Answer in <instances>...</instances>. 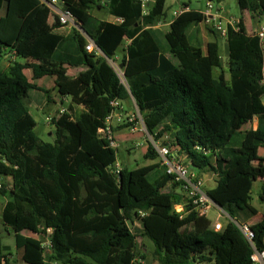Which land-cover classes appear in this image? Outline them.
<instances>
[{
	"label": "trees",
	"instance_id": "trees-1",
	"mask_svg": "<svg viewBox=\"0 0 264 264\" xmlns=\"http://www.w3.org/2000/svg\"><path fill=\"white\" fill-rule=\"evenodd\" d=\"M147 1L144 14L143 0H109V13L123 20L109 22L92 14L103 7L98 0H64L78 24L65 36L54 23L44 27L49 8L42 0H0V61L12 55L8 66H0V194L7 198L2 223L13 230L24 264H142L149 250L139 254V237L152 243L159 264H253V248L232 221L215 231L194 210L180 218L174 207L184 195L170 186L160 162L112 171L118 150L98 130L112 101L132 98L149 134L171 137L198 176H217L207 194L229 218L257 217L251 191L258 179L264 201V157L257 154L264 149V52L258 35L249 34L242 19L228 25L224 71L218 41L203 47L189 32L204 23L203 11L184 10L161 32L156 25L167 20L166 0ZM237 2L254 20L264 15V0ZM88 38L104 56L86 50ZM125 39L130 44L121 61L128 88L109 63ZM67 67L84 70L71 76ZM45 77L54 78L59 95L84 108L52 117L54 143L37 134L28 105L31 90L52 92L37 83ZM255 117L257 127H248ZM144 158L159 156L149 145ZM186 225L192 230L183 233ZM250 226L256 248L264 249V217ZM48 229L53 252L46 258L40 237ZM11 255L0 237V264H18Z\"/></svg>",
	"mask_w": 264,
	"mask_h": 264
},
{
	"label": "rangeland",
	"instance_id": "rangeland-1",
	"mask_svg": "<svg viewBox=\"0 0 264 264\" xmlns=\"http://www.w3.org/2000/svg\"><path fill=\"white\" fill-rule=\"evenodd\" d=\"M108 1L109 0H98L99 4L102 5L103 7L94 8L92 11L94 16L98 17L99 19H103V20H112L113 19L112 16L110 15L109 11H108ZM206 2H207V0H167L166 11L170 15L172 10L180 8V5L182 6L184 3H189V5L191 6V8L193 10H198V11L203 10V9L205 10L206 9ZM213 5H214V9H213L214 12L216 10H218L219 8H223V9H225L224 12L231 14L232 17H238V18L243 17V13L241 12V9L239 7L237 0H224L220 3H213ZM48 10H49V12L45 18L44 27L48 30V29H50L51 25L54 23L53 29H57V30L61 29V31H63L64 27L61 28L62 26H60L58 24V19H57L58 13L52 8H49ZM244 17L247 20L249 19V17H247V16H244ZM56 19H57V21H55ZM254 21H256V20H254ZM200 26L201 27H198L199 28L198 31H197V28H195L197 26H193L192 31H191V29L189 31L192 34L191 35L192 38H194L193 43H196L195 38L196 39H197V37L199 38L200 31H202L201 29H203V31L207 35H209V38H211L213 35V33L208 29V27L213 28V24L209 25L207 23H202ZM66 28L69 30H72L71 26H67ZM157 29L160 30L161 32H165L168 29V26L165 25V22H162V24L160 26H158ZM197 32H198V34H197ZM202 44L204 47H206V41H204V43H202ZM220 45H221V47H223L222 43H220ZM124 47H125V44L123 45V48ZM221 52H222V50H221ZM123 53H124V51L122 49H119L118 55H117L118 57L115 58L116 62L119 64H121ZM11 59H12V55H7V57L3 58L0 61V66L5 68L6 66H8L9 60H11ZM225 62H226V59H224V63ZM224 66H225V70H227V67L225 64H224ZM67 70L71 74H73V73L78 71V68H69L68 67ZM26 74L29 78H31V72L30 71L27 70ZM37 83L39 85L43 86L45 89L52 90V92L50 94H52L51 96H52L53 100H52V102L48 103L49 106L45 107V109L42 110L41 106H43L45 104V102L47 101V93H45L43 91H38V90H31V93H30L31 96H30L28 105H29L31 113L35 116V118L37 120V127H36L37 134L44 141L54 143L56 137L54 134V126L52 125L51 121H52V117L56 114V111H60L61 109H64V111H68V112L72 111V114H75V113H78L79 110L74 109L73 107L70 110V105L72 104V102L67 101V98L65 99V97L59 95L58 91L55 89L54 78L45 77V78L37 81ZM36 97H38L40 99L42 104H36L34 102L33 99H35ZM61 100H63V102ZM55 102H57V103H55ZM123 106H124L126 111L129 109L132 111V106H131L129 100H124ZM132 112H135V113L140 112L136 104L134 105V110ZM47 116L50 117L49 120L47 119ZM252 126H254V122L252 124L248 125V127H252ZM129 129H130V127L125 123H119L115 127V132H117L116 133V140L119 144V148H118V152H117V157H118L117 160H118V163L120 164V166L121 167L128 166L130 169H133V168L137 167L138 165L143 166L149 162L154 161V160H146L144 158V154L147 151V147H148L146 144V141H148V139H149V133H147V131H145V130L141 131L140 127H138V130H136L135 132H130ZM242 137H243L242 133L237 134L234 137V142L235 143L239 142L242 139ZM128 151H129V153H128ZM257 154H258V158L262 157L264 155V149L260 148L258 150ZM255 163H257V162L255 161ZM201 174L203 176L201 175L200 178L203 179V182H204L203 189L205 191H207V189H209L211 187H215L216 182H215V177H214L215 174L214 173L204 172ZM8 181L10 183L11 179H8ZM262 184H263V182L260 179L256 180L253 183V188L251 191V197H252L251 204L258 209V216L255 219L250 220V222H254V221L256 222L257 220L259 221L264 217V201H262L260 199V195H259L260 191H261ZM6 201H7V198L0 194V237H1V242L5 246H8L10 248V251L12 253V255L10 256V259H14V258L19 259L18 264H24L20 260V255L16 252V249H15V237H14L13 230L10 227H6L2 223V212H3V208H4ZM218 214L219 213H218V210H216V207H213L209 211L208 216L211 219L215 220L218 217ZM236 220L239 221L240 223H245L248 220V218L243 216V215H238ZM224 221H226V219L224 217H223V219L220 218V223L222 224V230L225 228ZM254 224L255 223H250L249 225H254ZM133 226L138 227L139 224L136 223ZM191 230H192L191 226H186V227L182 228L183 233L190 232ZM25 234L31 235L29 232H25ZM137 243H138V247H139V250H138L139 254L141 253L143 247H145L149 250V253L147 254V258H145L146 260L143 259L144 263L148 264L150 261L153 263L154 260H153L152 254H151V251L153 250L152 243L148 239L143 238V237H139L137 240Z\"/></svg>",
	"mask_w": 264,
	"mask_h": 264
},
{
	"label": "built area",
	"instance_id": "built-area-1",
	"mask_svg": "<svg viewBox=\"0 0 264 264\" xmlns=\"http://www.w3.org/2000/svg\"><path fill=\"white\" fill-rule=\"evenodd\" d=\"M42 2L50 7L58 8V18L59 23L62 27H76L78 28L77 20L74 14L64 7V0H42ZM148 1L143 0V13H148L147 8ZM214 5L213 2H207L206 9L203 10V14L205 15L204 23L209 25L213 24V30L215 33L222 39H227V27L229 24L236 25L238 23L237 20L231 18L226 24L217 21L218 17L213 11ZM223 9V8H222ZM215 13V14H213ZM121 18H116V22H122ZM162 22H159L156 27L160 26ZM256 34L259 37L260 45L264 52V24L260 26L257 30ZM86 50L88 52L94 53L97 56H104L101 49L97 46L93 39L88 38V43L86 45ZM109 63L117 72L121 82L128 88L124 71L120 68V64L116 62V60H109ZM262 84L264 85V76L262 79ZM262 103L264 105V95L262 97ZM113 106L112 112L106 118V122L104 127L99 128L98 134L101 138L105 139L109 147L113 149L119 148V144L116 140L115 135V127L117 123H125L129 124L130 132H135L140 127L141 131L146 130L144 125L142 115L140 112H131L124 113L122 104L120 100H114L111 102ZM64 112V109L59 111L60 114ZM50 124V123H49ZM148 133V131H147ZM156 135L149 134V139L146 141L147 146H152L159 156V161L162 165L166 166L167 173L171 176L170 186H176L178 191L184 195V203H180L175 205L174 209L177 214H179L180 218H183L189 211L194 210L198 212L200 215H206L213 207H218L213 203L210 197L207 194V191L203 189L204 182L203 179L195 173L189 164L188 157L186 153H179L177 149L172 147L173 141L171 137L165 135L160 139H156ZM121 170L120 165L117 163L112 167V171L118 174ZM7 178L6 181L9 183ZM11 185V181L9 183ZM3 185V180L0 178V187ZM186 205L190 206V210L186 208ZM141 215L144 216V213L141 212ZM231 219V218H230ZM231 221L241 230L247 241L251 244L253 248V254L251 256L253 264H264V249L258 250L254 244L255 233L252 230L251 226L248 223H240L239 221L231 219ZM215 231L222 230V224L220 222L212 225ZM51 234V230L48 229V235L40 237L41 246L43 248L44 255L50 257L52 255L53 243L49 237ZM139 262L144 263L143 259H139ZM50 264H59L57 261H50Z\"/></svg>",
	"mask_w": 264,
	"mask_h": 264
},
{
	"label": "crops",
	"instance_id": "crops-1",
	"mask_svg": "<svg viewBox=\"0 0 264 264\" xmlns=\"http://www.w3.org/2000/svg\"><path fill=\"white\" fill-rule=\"evenodd\" d=\"M208 2V1H207ZM207 2H206V4H207ZM166 3H167V0H166ZM47 7H49V8H52V9H54L57 13H58V11H59V9L58 8H54V7H50V6H48V5H46ZM183 6V7H182ZM180 5V8H178V9H174V10H172L171 11V14L169 15L168 13H167V20H166V22H165V25H167L168 26V29L165 31V32H167L168 30H169V26H170V24H171V22L174 20V18L178 15V14H180L182 11H184V10H189V9H192L191 8V6L189 5V7H184V4L183 5ZM240 7V6H239ZM241 9V8H240ZM204 10V9H203ZM203 10H199V11H203ZM93 11V10H92ZM217 11V15H215V16H217L218 17V19H217V21H219V22H222L223 24H226V22H228L231 18H233V19H235V20H237V21H239V20H243L244 21V24H245V27H246V29H247V32L249 33V34H255L256 32H257V30L260 28V26L262 25V24H264V15H262V16H260L259 17V19H257L256 21H254L252 18H251V16H250V14H249V12L247 11V10H242L241 9V12L243 13V17H240V18H238V17H232V15L231 14H229V13H226V12H224L225 11V9H222V8H219L218 10H216ZM216 11H215V13H216ZM167 12V11H166ZM215 13H213V14H215ZM93 14V13H92ZM94 15V14H93ZM111 15V14H110ZM112 16V15H111ZM244 16H247V17H249V19L247 20ZM98 18V17H97ZM112 20H105V21H109V22H116V18H118V17H115V16H112ZM100 20H103V19H100ZM202 24V23H201ZM201 24H199L197 27H195V28H197V31H198V27H201L200 25ZM255 27V28H254ZM61 28H63V27H61ZM73 28V27H72ZM158 28V27H157ZM56 32H59V33H61V34H63V35H68L70 32H71V30H69V29H67L66 27H64V30L63 31H61V29H54ZM202 31H200V36H199V38L197 37V40L202 44V43H204V41H206V44L208 43V42H213V41H218V43H219V45H220V43H222V45H223V47H221V45H220V48H221V50H222V64H223V70L224 71H226L225 70V66H224V64L226 65V67H227V60H228V54H229V51H228V43H227V40L226 39H222V38H220L216 33H213V35H212V37L211 38H209V35H207L204 31H203V29H201ZM191 31H192V28H191ZM191 33V32H190ZM197 34H198V32H197ZM192 35V34H191ZM125 44V47L123 48V45ZM130 44V40L129 39H125V41H124V43H123V45H121V47L119 48V49H122L123 51H124V53H123V55L126 53V51H127V47H128V45ZM204 47V46H203ZM119 51V50H118ZM118 51H117V54H116V56H115V58L116 57H118L117 55H118ZM120 53V52H119ZM7 57V56H6ZM123 58V57H122ZM224 59H226V62L224 63ZM121 63H122V61H121ZM68 68V67H67ZM69 68H71V67H69ZM75 68H78V71L77 72H75V73H73V74H71L68 70H67V74H69V75H71V76H76L78 73H80L81 71H83L84 70V68L83 67H75ZM219 74H220V71L219 70H215V72H214V76L217 78L218 76H219ZM226 79H229V74L226 72ZM52 94H47V101L45 102V104L43 105V106H41V109L42 110H44L45 109V107H47V106H49V104L48 103H50V102H52V96H51ZM67 98V101H70L71 102V98H69V97H65V99ZM64 99V98H63ZM34 100V102L36 103V104H42L41 103V101H40V99L38 98V97H36L35 99H33ZM36 100V101H35ZM62 102H63V100H61ZM121 101V100H120ZM129 101H130V104H131V106H132V111L134 110V105H135V102H134V100L132 99V98H130L129 99ZM55 103H57V102H55ZM121 104H122V107H123V110H124V112L125 113H130V112H132L130 109L129 110H125V108H124V106H123V101H121ZM70 106H72L74 109H78L79 110V112H82L83 111V107L82 106H73V104H71ZM57 112L58 111H56V114H57ZM35 117V116H34ZM49 116H47V119L49 120ZM35 120H36V118H35ZM36 122H37V120H36ZM119 123H117L116 124V126L118 125ZM257 127V117H255V119H254V126H252V128H256ZM116 133L117 132H115V135H116ZM134 146V145H133ZM260 149V148H259ZM134 152V151H133ZM132 152V153H133ZM128 153H129V151H128ZM262 157H264V155L262 156ZM157 162H160L159 161V158L157 159V160H154V161H152V162H149V163H147V164H145V165H150V164H153V163H157ZM118 163V160H117V162H116V164ZM119 164V163H118ZM120 165V164H119ZM195 173H197V171H195V170H193ZM198 174V173H197ZM199 175V174H198ZM201 175L202 174H200V176L199 177H201ZM214 175V174H213ZM203 176V175H202ZM214 177H215V182H216V179H217V176H215L214 175ZM211 188H213V187H211ZM211 188H209V189H211ZM208 190V189H207ZM216 210H218V217L215 219V220H213V219H211L209 216H208V214H207V217L212 221V225L213 224H215V223H218V222H220V218L221 219H223V217L226 219V221H224V224H226L228 221H231V219L229 218V216L220 208V207H216ZM209 213V212H208ZM258 216V215H257ZM256 217H254V218H251V219H248L245 223H248V224H250V223H258L259 221L257 220L256 222L254 221V222H250V220H252V219H255ZM186 226H191V225H186ZM186 226H184V227H186ZM183 227V228H184ZM191 228H192V226H191ZM27 232V231H26ZM23 234H25V232H23ZM243 234V233H242ZM26 235V234H25ZM152 264H158L156 261H154Z\"/></svg>",
	"mask_w": 264,
	"mask_h": 264
},
{
	"label": "water",
	"instance_id": "water-1",
	"mask_svg": "<svg viewBox=\"0 0 264 264\" xmlns=\"http://www.w3.org/2000/svg\"><path fill=\"white\" fill-rule=\"evenodd\" d=\"M120 68H121V69L124 68V64H123V63L120 64Z\"/></svg>",
	"mask_w": 264,
	"mask_h": 264
}]
</instances>
